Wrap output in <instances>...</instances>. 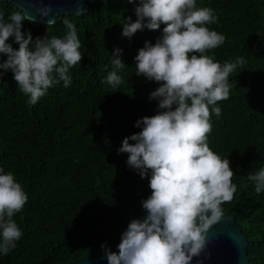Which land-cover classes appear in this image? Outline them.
<instances>
[{
	"label": "trees",
	"instance_id": "16d2710c",
	"mask_svg": "<svg viewBox=\"0 0 264 264\" xmlns=\"http://www.w3.org/2000/svg\"><path fill=\"white\" fill-rule=\"evenodd\" d=\"M138 3L90 0L79 16L61 14L51 24L24 21L34 38L46 32L62 38L67 17L77 28L83 58L69 69V87L53 85L35 105L12 71L0 69V167L28 195L13 217L23 235L0 255V264H70L108 239L151 195L150 173L141 178L128 166L129 154L118 151L125 137L142 131L137 120L163 111L150 99L159 84L136 74L135 57L146 41L155 44L165 25L122 35L125 19H137ZM196 6L213 9L218 19L207 27L225 36L207 55L221 64L245 61L229 76V98L217 102L221 115L211 116L208 143L234 170L237 191L222 204L223 213H234L250 239L252 264H264V192L256 193L248 179L264 168V0H196ZM17 10L0 1L6 22ZM8 42L19 47L14 38ZM117 47L123 69L112 64ZM114 70L124 81L117 89L105 82Z\"/></svg>",
	"mask_w": 264,
	"mask_h": 264
},
{
	"label": "clouds",
	"instance_id": "9594fccd",
	"mask_svg": "<svg viewBox=\"0 0 264 264\" xmlns=\"http://www.w3.org/2000/svg\"><path fill=\"white\" fill-rule=\"evenodd\" d=\"M36 11L47 18L53 9L49 3ZM135 13V21L131 16L125 19L122 35L131 37L165 25L155 44L146 41L135 57L136 74L159 84L150 99L158 100L163 111L137 120L142 131L125 137L118 149L129 154L127 164L141 178L150 173L151 195L142 201L146 217L131 220L118 252L108 248L105 256L108 264H192L205 252L209 230L223 217L222 204L232 201L237 191L229 158L210 148L208 136L212 114L221 115L217 102L229 98V76L245 61L237 58L221 64L207 55L225 42V36L207 27L218 17L211 8H197L196 0H139ZM25 20L36 22L22 7L7 22L0 12V69L12 71L18 89L35 105L53 85L61 81L65 87L71 85L69 69L83 53L77 28L67 17L62 38L47 32L34 38L24 30ZM10 38L18 48L8 42ZM121 53L117 47L111 54L115 69L126 66ZM3 74L0 71V78ZM105 82L113 89L124 83L115 70ZM248 179L256 193L264 192V168ZM27 201L14 174L0 167V255H7L21 239L22 229L13 217Z\"/></svg>",
	"mask_w": 264,
	"mask_h": 264
},
{
	"label": "water",
	"instance_id": "95a60500",
	"mask_svg": "<svg viewBox=\"0 0 264 264\" xmlns=\"http://www.w3.org/2000/svg\"><path fill=\"white\" fill-rule=\"evenodd\" d=\"M12 2L18 8L27 10L28 15L36 18V22L45 23L49 20L56 21L58 15L73 14L79 16L89 9L90 0H0ZM51 4L52 13L47 18H41L36 9L42 4ZM53 22V23H54ZM51 24V23H50ZM147 215L142 204L134 209V215L122 221L120 226L111 232V235L103 243L93 246L90 252L78 258L70 264H108L105 253L110 248L118 252L122 233L127 229L133 219H143ZM209 243L205 252L193 259L192 264H252L248 248L250 239L236 224V216L227 212L221 220L214 224L208 232ZM104 244L105 247H101ZM210 254V255H209Z\"/></svg>",
	"mask_w": 264,
	"mask_h": 264
}]
</instances>
